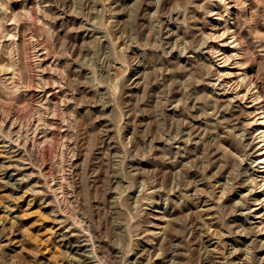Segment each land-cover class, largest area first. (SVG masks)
<instances>
[{
	"label": "rangeland",
	"instance_id": "1",
	"mask_svg": "<svg viewBox=\"0 0 264 264\" xmlns=\"http://www.w3.org/2000/svg\"><path fill=\"white\" fill-rule=\"evenodd\" d=\"M2 1L0 264H264V0Z\"/></svg>",
	"mask_w": 264,
	"mask_h": 264
},
{
	"label": "bare ground",
	"instance_id": "2",
	"mask_svg": "<svg viewBox=\"0 0 264 264\" xmlns=\"http://www.w3.org/2000/svg\"><path fill=\"white\" fill-rule=\"evenodd\" d=\"M0 9H2L3 8V10H4V12L0 15V32H1V30L3 29V25L6 23V21H7V10H8V6H7V2L6 1H2V3L0 2ZM13 29H15V27L13 28ZM226 33H223L221 36H224ZM12 35H14V37H15V34L14 33H12L11 34V36ZM220 36V37H221ZM234 37V36H233ZM214 38H216L217 39V37L216 36H214ZM234 42H235V40H234ZM233 43V42H232ZM226 45V44H225ZM11 46H13V44H12V42H11ZM209 47V46H208ZM223 46H219V44L218 45H211V47L208 49L209 51H208V53L211 55V57L212 56H214L215 55V53L218 51V53H220V52H222L221 54H219V55H222L223 57H220V59L221 60H223L222 62H220V63H228L229 61H230V56H228V55H226L225 54V52H223V48H222ZM234 51V50H233ZM15 52H16V50L14 49V48H12L11 49V51H10V55L11 56H13V57H15ZM213 58V57H212ZM219 59V60H220ZM16 62V61H15ZM14 62V64H13V69L10 71V69H11V67L10 68H8V70L7 71H10L9 73H11L12 75H11V77L10 78H8V79H6V80H3V81H0V83L2 84V91H3V93L4 94H9L10 92H12V90H14V88L16 89V90H20V86H19V84H20V80H19V77H18V71H17V69L16 68H14V67H16L17 65H16V63ZM221 65V64H220ZM219 67H224V66H219ZM211 78L214 80V79H216V80H214V81H216L215 83H213L212 85L214 86V89H215V87H216V89L217 88H219V87H221V90H222V93H218L217 94V96H218V99H220L221 100V102H222V104H221V106L222 107H225V106H232V107H237V106H239V104H236L238 101H244L245 100V98H246V96H247V94H248V92H249V89H248V91L244 94V96H241L240 95V93L239 92H236V91H232V92H229V90H230V88H228L227 87V85H228V81H226L225 80V78H224V75H223V73H221V71H219L218 70V68H215L214 69V73H213V75L211 76ZM34 81H35V76H31V79H30V85L32 86V87H29V89L31 88H33V87H36V86H38V83H37V85H34ZM212 82V81H211ZM219 85V86H218ZM27 89V88H26ZM28 89V90H29ZM215 89V90H216ZM33 90H34V88H33ZM220 90V91H221ZM27 91V90H26ZM235 92V93H234ZM34 93V92H33ZM27 95H29V98H30V100H28L29 102H31V100H33L34 99V97H35V95H33V94H31L30 95V93L29 94H27ZM8 96V95H7ZM0 101L2 102L3 101V99H0ZM6 101V100H5ZM264 116L263 117H261L260 119H261V127H259V128H257L256 129V131H258V130H260V131H258V136H253L254 137V140H257L258 139V141H257V144L254 146V147H251V149L252 148H255V149H257V151H259V152H261V153H259V158H258V164H263L262 166H261V169L262 170H260L259 172H258V174H259V177H262V179L261 180H258V181H264ZM258 122V120H254V121H252V122H250V123H247V128H250V127H252L253 126V124L254 123H257ZM260 124V123H259ZM245 128V127H244ZM245 130V129H244ZM248 131H249V129H248ZM248 131H246V132H248ZM253 132V131H252ZM249 135V134H248ZM251 135V134H250ZM249 137H251V136H249ZM248 137V138H249ZM262 138V139H261ZM252 141H253V139H252ZM251 141V142H252ZM255 142V141H254ZM259 144H262V145H259ZM250 145V144H249ZM253 145V144H252ZM254 149V150H255ZM253 150V151H254ZM255 152V151H254ZM49 155H50V153H48ZM184 156V155H183ZM182 156V157H183ZM186 156V155H185ZM184 163V162H183ZM2 167V166H1ZM3 168V167H2ZM260 168V167H259ZM257 172V171H256ZM10 177V176H9ZM17 185V184H16ZM216 185V184H215ZM220 185H222V184H220ZM14 187H15V184L13 185ZM258 186V187H257ZM17 187V186H16ZM218 187V186H217ZM253 187H257V188H259V189H261L260 190V192H262V191H264V182L263 183H256V185L255 186H253ZM219 189V188H218ZM252 190V189H251ZM212 191V190H211ZM254 191V190H253ZM214 192H216V191H214ZM221 192V191H220ZM210 193H212V192H210ZM222 193V192H221ZM251 193H252V191H251ZM254 193V192H253ZM207 194V193H206ZM214 194L215 193H212L211 195H210V197H209V199L208 200H204V202L201 204V206L198 208L200 211H202L203 212V220H205L208 224H211L213 221V219H215V217H216V209H217V207H219L218 205H219V201H217V200H215V198H213V196H214ZM208 195V194H207ZM216 195V194H215ZM209 196V195H208ZM207 196V197H208ZM218 196V195H217ZM219 196H223V193L222 194H220ZM254 196V195H253ZM257 196V193H255V198H254V205H255V207H254V209L252 210V212H254L255 214H254V216L257 218V217H261V214H260V204H262V202H260V199H259V197L257 198L256 197ZM263 196H264V193H263ZM205 197H206V195H205ZM219 198V197H218ZM217 198V199H218ZM221 198H223V197H221ZM207 199V198H206ZM202 201V200H201ZM197 209V208H196ZM219 209H220V207H219ZM199 210H196V211H199ZM195 212V211H194ZM221 212V211H220ZM171 213V212H170ZM172 213H174V212H172ZM219 213V212H218ZM219 214H222V213H219ZM201 215V216H202ZM218 218H219V216H218ZM173 220V219H175L173 216H172V218L170 217L169 218V220ZM196 220V219H195ZM216 220V219H215ZM198 221V220H197ZM197 221H195V224H194V227H195V229L197 230V231H199V229L201 228V222L199 223V222H197ZM168 222H171V221H168ZM192 223H194V221L192 222ZM73 224V223H72ZM173 224V223H172ZM172 224H170V225H172ZM261 224H263V221H261L260 223H259V225H261ZM168 226V228L170 229V226H169V224H167ZM259 225H256V226H254V227H252L253 229H256V231H258L257 233H259L258 234V236H259V238L261 237V235H263L262 234V232H263V230H264V226H262V228H260V226ZM71 226V225H70ZM74 227H75V225H74ZM211 227V226H210ZM210 227H207V228H210ZM75 229H76V227H75ZM252 229V230H253ZM70 230V229H69ZM210 230H211V228H210ZM78 231V230H77ZM72 234H69V238L70 237H72L74 240H77V242L79 241V242H85V233H83L82 231V233L81 232H76L75 230H73V228L71 227V231H70ZM206 232V231H205ZM209 231L207 230V233H205L206 235L207 234H210V232L208 233ZM253 232H254V230H253ZM159 233V232H158ZM198 233V232H197ZM236 233V232H235ZM85 234V235H84ZM160 234H163V233H160ZM155 235H159V234H155ZM221 236V235H220ZM68 237V235H64V238L63 239H65V238H67ZM159 237V236H158ZM212 237V236H211ZM157 238V237H156ZM164 238V237H163ZM68 239V238H67ZM163 240V239H162ZM255 240H257V244H260L259 245V251H263L264 250V241L260 238V239H255ZM161 242V241H160ZM76 243V242H75ZM78 244V243H77ZM256 244V243H255ZM76 245V244H75ZM86 245V244H85ZM230 245V244H229ZM78 247V246H77ZM80 247V246H79ZM217 247V246H216ZM235 247V246H234ZM256 247H257V245H256ZM236 248V249H235ZM234 249L235 250H238V251H240V248L238 249L237 247H235ZM74 250H75V247L73 248ZM76 251V250H75ZM77 252V251H76ZM230 253V252H229ZM235 253V252H234ZM261 259V261L263 260L264 261V257H262V258H260ZM231 260H235V259H231ZM231 260H230V262L228 263V264H237V263H235L234 261H232L231 262ZM79 260H77V262H78ZM229 261V260H228ZM258 261V260H257ZM262 263V262H261ZM264 263V262H263ZM222 264V263H221Z\"/></svg>",
	"mask_w": 264,
	"mask_h": 264
}]
</instances>
